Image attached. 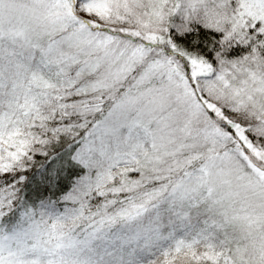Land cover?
<instances>
[{
	"label": "snow or ice",
	"instance_id": "1",
	"mask_svg": "<svg viewBox=\"0 0 264 264\" xmlns=\"http://www.w3.org/2000/svg\"><path fill=\"white\" fill-rule=\"evenodd\" d=\"M0 264H264V0H0Z\"/></svg>",
	"mask_w": 264,
	"mask_h": 264
}]
</instances>
